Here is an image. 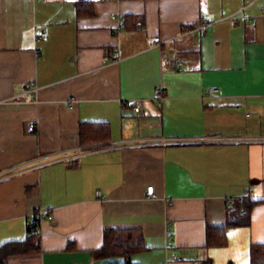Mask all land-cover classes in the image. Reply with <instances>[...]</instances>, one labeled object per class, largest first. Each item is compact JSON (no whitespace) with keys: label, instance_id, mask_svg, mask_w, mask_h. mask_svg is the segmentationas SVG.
Segmentation results:
<instances>
[{"label":"crops","instance_id":"crops-1","mask_svg":"<svg viewBox=\"0 0 264 264\" xmlns=\"http://www.w3.org/2000/svg\"><path fill=\"white\" fill-rule=\"evenodd\" d=\"M37 210L39 250L8 264L122 262L94 255L111 228L143 233L133 263L250 264L264 245V0H0V247Z\"/></svg>","mask_w":264,"mask_h":264},{"label":"trees","instance_id":"trees-1","mask_svg":"<svg viewBox=\"0 0 264 264\" xmlns=\"http://www.w3.org/2000/svg\"><path fill=\"white\" fill-rule=\"evenodd\" d=\"M106 127V131L109 130V127L106 123H96L93 125V132L99 133L102 132ZM87 125H82V136L83 129ZM242 202L245 204L244 210L248 212L252 206L257 202H253L244 198ZM248 203V204H247ZM248 223V219L242 220L241 223ZM230 226L234 224L229 221ZM215 232H220V240H217L218 235ZM214 243H225V231L224 229L212 230L208 232V244ZM40 245V220L35 219L32 225H28L27 236L24 240L16 242L14 245H2L0 247V264H8V259L11 255L17 253H29L36 250H39ZM146 249L144 243V235L141 231L137 229H119L111 228L104 232V242L100 249L94 252V255L98 258H123L122 262L111 261L109 264H140L133 263L131 261V256L137 252ZM250 264H264V245H252L251 247V263Z\"/></svg>","mask_w":264,"mask_h":264},{"label":"built area","instance_id":"built-area-1","mask_svg":"<svg viewBox=\"0 0 264 264\" xmlns=\"http://www.w3.org/2000/svg\"><path fill=\"white\" fill-rule=\"evenodd\" d=\"M114 18H116V19H118V16H114ZM123 25H121L120 27H122ZM162 55L163 56H166L167 54H166V52H162ZM215 91H217V89H215V88H212L209 92L210 93H213V92H215ZM28 93L30 94L31 92L30 91H28ZM158 94H161V90H158ZM139 106H136L135 107V110L136 111H139ZM32 126V128L34 127V125L32 124L31 125ZM210 139H207V138H202V139H187L186 141H202V142H208ZM221 140H227V139H221ZM238 140H241L240 138H238ZM176 141H185L184 139L183 140H181L180 138H178V139H170V142H176ZM147 142V140L146 139H135L134 141H127V140H125V141H120V142H113V143H111L109 146L110 147H112V148H116V147H120V146H127V145H141V144H145ZM147 195L148 196H151V197H153V196H155V191H154V186L153 185H151V186H149L148 188H147ZM46 211H43V210H37V211H35L34 213H32L29 217H28V225H32V223H33V221L35 220V219H39V220H41L42 219V217H43V215H44V213H45ZM176 259H182V257H180V256H177V257H175Z\"/></svg>","mask_w":264,"mask_h":264}]
</instances>
